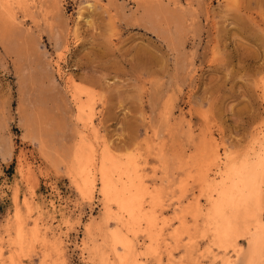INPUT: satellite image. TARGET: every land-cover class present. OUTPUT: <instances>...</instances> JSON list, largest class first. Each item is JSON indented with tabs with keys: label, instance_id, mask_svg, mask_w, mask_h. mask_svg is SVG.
Segmentation results:
<instances>
[{
	"label": "rangeland",
	"instance_id": "1",
	"mask_svg": "<svg viewBox=\"0 0 264 264\" xmlns=\"http://www.w3.org/2000/svg\"><path fill=\"white\" fill-rule=\"evenodd\" d=\"M0 6V264H241L211 214L264 156V0ZM82 141L138 184V221L97 175L77 189Z\"/></svg>",
	"mask_w": 264,
	"mask_h": 264
},
{
	"label": "bare ground",
	"instance_id": "2",
	"mask_svg": "<svg viewBox=\"0 0 264 264\" xmlns=\"http://www.w3.org/2000/svg\"><path fill=\"white\" fill-rule=\"evenodd\" d=\"M16 1L21 3L24 0ZM82 105L79 107V115L84 114L85 109ZM85 141H82L74 154L76 173L72 177L77 189L87 198H91L97 175L103 184L104 196L115 201L133 221H138L142 210V196L138 194L140 191L138 184L131 180V184H125L121 188L120 179L122 181L130 175L126 174L119 163L110 161L105 155H102L101 164L95 170L96 151ZM239 165L232 166L222 175V180L217 186L218 197L213 202L212 224L215 226L216 238L221 247L225 249L232 247L241 264H264V156L258 157L252 163ZM239 236L248 237L247 249L243 250L237 244ZM24 238L20 223L15 243L22 246L25 243Z\"/></svg>",
	"mask_w": 264,
	"mask_h": 264
}]
</instances>
